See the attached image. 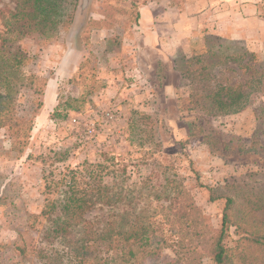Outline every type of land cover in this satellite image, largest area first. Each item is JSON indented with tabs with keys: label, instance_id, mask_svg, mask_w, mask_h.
Listing matches in <instances>:
<instances>
[{
	"label": "rangeland",
	"instance_id": "374dc122",
	"mask_svg": "<svg viewBox=\"0 0 264 264\" xmlns=\"http://www.w3.org/2000/svg\"><path fill=\"white\" fill-rule=\"evenodd\" d=\"M190 1L78 0L80 11L72 26L34 28V20L24 16L31 10L22 0H0V95L7 93L6 82L12 86V102L3 103L2 115L13 108V116L26 118L20 132L24 137L17 141L8 126L0 128V264H74L67 248L77 244L76 238L47 240L45 231L59 213H41L61 200L65 181L79 180L85 174L78 172L97 164L105 166L110 191L120 192L114 211L124 215V224L137 213L143 222L160 227L170 215L165 202L153 198L169 191L165 171L183 178L214 228L220 225L223 202H209L207 186L264 184V159L224 148L231 140L235 147L236 138L245 141L259 134L256 116L264 108V94L255 95L253 104L237 115L207 117L200 110L202 102L193 111L177 110L190 107V91L199 94L202 89L188 84L196 73L189 72L184 60L231 40L208 32L160 55L141 48V9L148 8L149 15L168 12L172 19L170 10L181 13ZM12 55L24 58L23 64L4 66ZM58 105L60 116L52 118ZM139 114L157 120L154 140L136 129ZM195 118L199 121L191 127ZM111 208L96 206L86 218L100 227L117 220ZM227 244L232 246L231 240ZM104 245H91L83 264L105 259ZM172 259L165 249L156 261L144 256L138 261L165 264Z\"/></svg>",
	"mask_w": 264,
	"mask_h": 264
},
{
	"label": "trees",
	"instance_id": "16d2710c",
	"mask_svg": "<svg viewBox=\"0 0 264 264\" xmlns=\"http://www.w3.org/2000/svg\"><path fill=\"white\" fill-rule=\"evenodd\" d=\"M21 1V0H18ZM31 10L24 16L34 20V28L47 24L53 28H68L78 17L80 8L78 0H22ZM24 14V13H23ZM220 40V39H217ZM212 59V60H211ZM24 58L12 55L3 65L19 67ZM189 72L196 73L188 82L202 87L199 94L190 91L188 103L190 107L180 108L178 112L193 111L201 104L200 110L208 117L237 115L253 104V97L264 94V60L249 52L239 42L224 41L211 45L204 52L194 53L184 60ZM231 66V67H230ZM186 73L188 70L185 71ZM181 73L185 80L186 73ZM33 85V83H31ZM7 93L0 95V128L8 126L11 137L17 141L21 124L26 118L13 116V108L3 116L1 106L11 103L12 86L6 82ZM34 93L39 90L31 87ZM40 107L37 104L36 109ZM59 105L52 118H58ZM264 108L258 112L257 132L249 140L235 139V147L224 145L225 149L234 150L239 156L256 155L264 159ZM9 114V115H8ZM198 118L189 125L194 127ZM136 129L144 138L154 140L157 120L148 114H139ZM189 137L194 133L189 131ZM209 137L207 136V139ZM25 145V144H23ZM157 146L160 147L159 143ZM105 166L97 164L88 171H80V179L71 177L65 181L61 200L57 205L45 208L41 215L56 213L45 231L47 240L66 241L73 235L77 243L67 248L74 264H83L91 245L104 243L105 259L99 258L96 264H142L141 256L156 261L161 252L169 249L173 259L165 264H264V184L225 183L207 186L208 201H222L220 225L214 228L202 215L195 204L183 178L175 173L163 172L166 192H159L153 198L157 202H165L170 215L166 216L160 227L153 223L143 222L134 213L130 221L123 223L124 215H118L114 206L121 200L120 192H112L104 182ZM71 175L76 171H69ZM78 180V181H77ZM112 207L110 210L117 217L105 221L100 227L86 218L94 207ZM46 207V206H45ZM47 209V211H46ZM124 225V226H123ZM166 227V228H165ZM232 236V237H231ZM231 240L232 246H228ZM45 258L43 253H40Z\"/></svg>",
	"mask_w": 264,
	"mask_h": 264
},
{
	"label": "crops",
	"instance_id": "0c3cea01",
	"mask_svg": "<svg viewBox=\"0 0 264 264\" xmlns=\"http://www.w3.org/2000/svg\"><path fill=\"white\" fill-rule=\"evenodd\" d=\"M191 0L189 6L177 12H156L149 15L141 9L139 31L141 48L157 55L167 49H178L181 42L198 34L208 33L242 42L245 48L264 59V0ZM193 6L194 12L189 11ZM171 15V16H172ZM151 19L150 23H146ZM165 55V54H164ZM173 72V69H170Z\"/></svg>",
	"mask_w": 264,
	"mask_h": 264
}]
</instances>
